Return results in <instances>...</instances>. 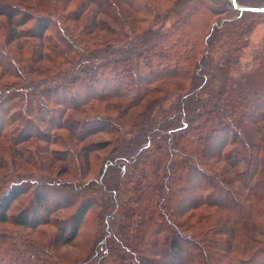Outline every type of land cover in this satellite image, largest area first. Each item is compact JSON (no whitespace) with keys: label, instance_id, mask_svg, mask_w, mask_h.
<instances>
[{"label":"trees","instance_id":"1","mask_svg":"<svg viewBox=\"0 0 264 264\" xmlns=\"http://www.w3.org/2000/svg\"><path fill=\"white\" fill-rule=\"evenodd\" d=\"M258 15L0 0V264H264V50L241 66Z\"/></svg>","mask_w":264,"mask_h":264},{"label":"rangeland","instance_id":"2","mask_svg":"<svg viewBox=\"0 0 264 264\" xmlns=\"http://www.w3.org/2000/svg\"><path fill=\"white\" fill-rule=\"evenodd\" d=\"M241 13H242V11H241ZM225 16L226 15L223 14L221 18H223V20H224ZM236 17L237 16H234L233 19H235ZM256 17H257L256 23L254 24V26L252 27V29L250 30V32L248 34L249 46H247V48H245L244 52L241 54V66H242V68H245V66H247V65L250 66L252 64V57H253L252 54H253V52H256V51H261L262 52V50H264V15H258ZM20 80L21 79L16 80V83L19 82L20 85H23L20 82ZM0 89H1L2 97L8 95V90L5 91L4 88H2V87H0ZM5 119H7V118H5ZM107 138H108V136L104 135L103 139H107ZM3 159H4V157H3ZM11 161H12L11 159L7 160L8 163H11ZM8 168L11 169L12 166L8 165ZM22 171L27 173V174H33L31 176L37 177L35 179H37L39 181L48 180V178H44L43 179V178H40L39 176H36V175H40L41 177H43L42 175L46 176L47 174L46 173L41 174L40 171H38V173L35 174L36 173V169L33 166H30L28 164L24 165V170H22ZM3 173H7V174L9 173L10 176L13 177L14 174H15V171L14 170H9L8 171V170L5 169V170H3ZM23 175H26V174L22 173V176ZM0 176H2L1 172H0ZM24 177H26V176H24ZM31 191H32V188H30L29 192H27V194L24 195L25 200L27 198L30 199ZM13 211H14V209H13ZM109 222L111 224V221H109ZM107 228H108V224H107ZM92 230H93V234L90 233V232H92ZM98 232L102 236L105 234V232H107L106 223L104 221V216L100 217V218L96 217V220H93L92 218H90L88 220V222L84 223V226H82L81 233L79 234V237L75 240V242H73L71 244H66L64 241L61 240L60 244H59V247H58V250H59V252L62 255H66V257H68V258L74 257L75 254L78 252V249L76 248L77 244H80L82 241L85 243V241L87 240L88 241L87 243L90 242V244H89V248H90L91 245H94L92 240L94 239V236L98 234ZM87 234H89V235H87ZM74 244H76V245H74ZM100 244H101V241H100ZM98 246H99V244L96 245L97 251L95 252V254L98 252V250L99 251L102 250V246H99V247Z\"/></svg>","mask_w":264,"mask_h":264},{"label":"water","instance_id":"3","mask_svg":"<svg viewBox=\"0 0 264 264\" xmlns=\"http://www.w3.org/2000/svg\"><path fill=\"white\" fill-rule=\"evenodd\" d=\"M235 7L239 8L242 12L247 11V10H252V11H264V7L262 8H252V7H248V6H242L239 5L236 0H232Z\"/></svg>","mask_w":264,"mask_h":264}]
</instances>
